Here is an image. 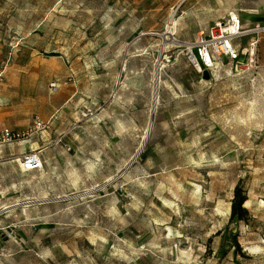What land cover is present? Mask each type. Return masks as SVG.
Instances as JSON below:
<instances>
[{"label":"rangeland","instance_id":"rangeland-1","mask_svg":"<svg viewBox=\"0 0 264 264\" xmlns=\"http://www.w3.org/2000/svg\"><path fill=\"white\" fill-rule=\"evenodd\" d=\"M227 4L0 0L2 104L51 119L0 148V264H264V26L207 80L185 55Z\"/></svg>","mask_w":264,"mask_h":264},{"label":"built area","instance_id":"built-area-1","mask_svg":"<svg viewBox=\"0 0 264 264\" xmlns=\"http://www.w3.org/2000/svg\"><path fill=\"white\" fill-rule=\"evenodd\" d=\"M254 30H259L256 27ZM264 32V28L261 29ZM247 31L242 19L235 11L227 14L225 20L214 22L205 33L200 34L194 42L185 49V55L194 68L203 73L212 74L224 63L236 64L244 53L249 63L254 62L256 43L250 44L245 50L236 42ZM55 88V84L52 85ZM51 121L34 117L32 122L22 131L9 128L0 129V148L4 145L18 142L26 138H38L49 129ZM20 167L24 172H36L42 168L40 152L31 151L21 155Z\"/></svg>","mask_w":264,"mask_h":264},{"label":"crops","instance_id":"crops-1","mask_svg":"<svg viewBox=\"0 0 264 264\" xmlns=\"http://www.w3.org/2000/svg\"><path fill=\"white\" fill-rule=\"evenodd\" d=\"M227 2L228 4L225 8H228V11L240 12L238 14L240 19L245 17L243 13H250L252 14V21L257 25L264 26V0H227ZM3 64L0 55V65L2 66ZM5 86V71L0 70V129L9 128L14 131H22L32 122L35 112L31 103L25 106L16 104L3 105L1 96L5 91Z\"/></svg>","mask_w":264,"mask_h":264},{"label":"trees","instance_id":"trees-1","mask_svg":"<svg viewBox=\"0 0 264 264\" xmlns=\"http://www.w3.org/2000/svg\"><path fill=\"white\" fill-rule=\"evenodd\" d=\"M247 198L245 193L241 187H236L233 199L231 203V211H230V219L236 222L245 221L248 215V210L244 207ZM233 243L237 248H239V244L236 238H233Z\"/></svg>","mask_w":264,"mask_h":264},{"label":"water","instance_id":"water-1","mask_svg":"<svg viewBox=\"0 0 264 264\" xmlns=\"http://www.w3.org/2000/svg\"><path fill=\"white\" fill-rule=\"evenodd\" d=\"M209 77H210V75H209V73L207 72V71H204L203 73H202V78L204 79V80H207V79H209ZM151 124H152V121H151ZM144 144V143H143ZM142 147V146H141ZM139 152H140V150H139Z\"/></svg>","mask_w":264,"mask_h":264},{"label":"bare ground","instance_id":"bare-ground-1","mask_svg":"<svg viewBox=\"0 0 264 264\" xmlns=\"http://www.w3.org/2000/svg\"><path fill=\"white\" fill-rule=\"evenodd\" d=\"M173 23H174V21H173ZM169 29H170V27H169Z\"/></svg>","mask_w":264,"mask_h":264}]
</instances>
